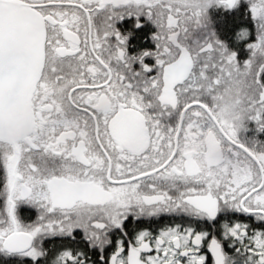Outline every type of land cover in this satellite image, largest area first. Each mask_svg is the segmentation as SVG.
<instances>
[{"label":"snow or ice","instance_id":"snow-or-ice-1","mask_svg":"<svg viewBox=\"0 0 264 264\" xmlns=\"http://www.w3.org/2000/svg\"><path fill=\"white\" fill-rule=\"evenodd\" d=\"M261 137L264 0H0V264H264Z\"/></svg>","mask_w":264,"mask_h":264},{"label":"flooded vegetation","instance_id":"flooded-vegetation-1","mask_svg":"<svg viewBox=\"0 0 264 264\" xmlns=\"http://www.w3.org/2000/svg\"><path fill=\"white\" fill-rule=\"evenodd\" d=\"M243 7L244 6H241V8H243ZM208 15L212 21L211 27L216 30L218 36L223 37L225 35V32L223 30L225 23L228 20H232L235 17L240 16L241 14L240 13H224V12H221V10L219 8H215V9L209 8L208 9ZM261 138H264V137H261ZM21 218L24 219V216L22 215ZM162 222H167V221H162Z\"/></svg>","mask_w":264,"mask_h":264},{"label":"trees","instance_id":"trees-1","mask_svg":"<svg viewBox=\"0 0 264 264\" xmlns=\"http://www.w3.org/2000/svg\"><path fill=\"white\" fill-rule=\"evenodd\" d=\"M241 6H244V5L241 4ZM240 16H241V15H240ZM241 17H242V16H241ZM233 20H234V19H232V20H228L227 23L232 24L233 27H236V26L243 27V26L246 25V22L243 20V18H240L239 21H238L237 23H233ZM225 22H226V21H225ZM224 28H225V25H224ZM223 30H224V29H223ZM243 43H244V42L242 41V42L240 43V45H239L241 51L238 53V55H240L241 57L244 56V52H243ZM27 219H29V217H25V216H24V220H27Z\"/></svg>","mask_w":264,"mask_h":264}]
</instances>
